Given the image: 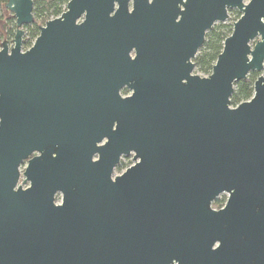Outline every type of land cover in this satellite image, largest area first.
I'll return each mask as SVG.
<instances>
[{
	"label": "water",
	"instance_id": "water-1",
	"mask_svg": "<svg viewBox=\"0 0 264 264\" xmlns=\"http://www.w3.org/2000/svg\"><path fill=\"white\" fill-rule=\"evenodd\" d=\"M244 1L70 0L26 52L33 1H7L0 264H264V0ZM229 10L241 16L211 75H194Z\"/></svg>",
	"mask_w": 264,
	"mask_h": 264
},
{
	"label": "trees",
	"instance_id": "trees-1",
	"mask_svg": "<svg viewBox=\"0 0 264 264\" xmlns=\"http://www.w3.org/2000/svg\"><path fill=\"white\" fill-rule=\"evenodd\" d=\"M8 0H0V46L8 37L14 38L16 33L15 19L7 17L5 5ZM33 1V23L27 26L29 39L34 41L39 36L40 28L50 21L60 17L66 10L70 0H32ZM1 22L7 25L5 33L2 32ZM233 27L223 24L215 25L205 36L203 46L193 60L196 71L203 76L209 77L218 56L223 49L224 41L232 34ZM256 74L251 73L246 80L238 82L234 86L230 98L231 107L235 108L241 103L249 101L253 97L254 82ZM219 207L220 202H215Z\"/></svg>",
	"mask_w": 264,
	"mask_h": 264
},
{
	"label": "rangeland",
	"instance_id": "rangeland-1",
	"mask_svg": "<svg viewBox=\"0 0 264 264\" xmlns=\"http://www.w3.org/2000/svg\"><path fill=\"white\" fill-rule=\"evenodd\" d=\"M244 3L247 4V3H248V0H245ZM6 15H7V17L13 16V15H12L11 13H9L8 11H7ZM240 16H241V14H240L237 10H229V11H228V19H227L224 23H219V24H223V25H226V26H231V27H233L234 23H236V22L239 20ZM219 24L217 23V24H215V25H219ZM1 25L3 26V28H2V32L5 33L6 28H7V25H6L5 22H1ZM215 25H214V26H215ZM23 32H24V36H23V39H22L23 42H22V46H21V51H22V52H26L27 50H29V49L32 47V45L34 44L35 40L32 41V40L29 39V31L26 29V27L23 28ZM13 39H14V38H10V37H8L7 39H5V41H7L6 44H7V46H8L9 49L12 47ZM0 50H1V46H0ZM193 74H194V75H197V76H199V77H201V78H207L206 76H203L202 74H199V73L196 71V69H194ZM255 74H256V76H255L256 79H257L259 76H262V75H263L262 72H261V73H255ZM127 94H128V93H127ZM127 94H124V93H123L122 96H127ZM232 108H233V107H232ZM122 162H123V167H122V169H119V170L116 169V170L114 171V173H113V177L120 176L121 174H123V173L126 171L127 168H129L130 166L133 165V162H132V158H131V157L125 158ZM25 167H26V166H23V167L21 168V172L24 171ZM22 180H23V178H21V182H22ZM227 198H228V196H227L226 194H222V195H220V196L217 198V200L215 201V202H220V206H219V207L215 206V205H214L215 202H214V203L212 204V208H213L214 210H217V211L220 210V209H222V208L225 206V204H226ZM55 202H56V204H60V203H61V196H60V195H58V196L56 197Z\"/></svg>",
	"mask_w": 264,
	"mask_h": 264
},
{
	"label": "flooded vegetation",
	"instance_id": "flooded-vegetation-1",
	"mask_svg": "<svg viewBox=\"0 0 264 264\" xmlns=\"http://www.w3.org/2000/svg\"><path fill=\"white\" fill-rule=\"evenodd\" d=\"M127 94V96H122V94ZM120 95L123 97V98H128V97H131L132 96V92L130 91V90H128L127 88H124V89H122L121 91H120ZM128 157H131L132 158V162H133V155L131 154L130 156H127V157H125V156H122L121 158H120V160H119V163L115 166V168H114V171L116 170V169H122V167H123V160L125 159V158H128ZM94 161H97V158H95L94 159ZM133 165H134V162H133ZM132 165V166H133ZM23 166H27V161L26 162H24L22 165H21V167L19 168V171H20V179H19V182H18V185H17V187H21L23 190H25V189H27L28 187H29V183H27V184H24V181H25V178L22 176V174H23V172H21V168L23 167ZM131 167V166H130ZM129 167V168H130ZM26 168V167H25ZM128 169V168H127ZM126 169V170H127ZM25 170V169H24ZM114 173V172H113ZM122 175V174H121ZM120 175V176H121ZM117 177V176H116ZM21 178H23V180H22V182H21ZM112 178L114 179L115 177H113L112 176ZM17 189V188H16ZM58 195H60V194H57L56 196H55V200H56V197L58 196ZM61 196V195H60ZM61 200H62V196H61ZM56 203V202H55ZM61 204V203H60ZM60 204H57V205H60Z\"/></svg>",
	"mask_w": 264,
	"mask_h": 264
}]
</instances>
